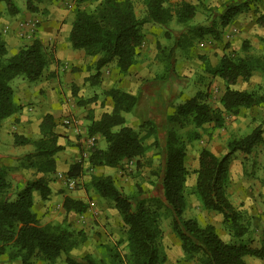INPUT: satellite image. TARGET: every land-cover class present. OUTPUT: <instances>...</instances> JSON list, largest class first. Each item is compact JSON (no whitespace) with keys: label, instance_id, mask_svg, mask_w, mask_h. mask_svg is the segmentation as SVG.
<instances>
[{"label":"trees","instance_id":"trees-1","mask_svg":"<svg viewBox=\"0 0 264 264\" xmlns=\"http://www.w3.org/2000/svg\"><path fill=\"white\" fill-rule=\"evenodd\" d=\"M78 4L91 3L90 8L78 7L70 23L68 45L81 49L87 56L96 57V72L87 80L98 82L100 70L115 62L121 75L142 61L140 52L145 41L142 30L146 22L156 23L164 29L171 45L158 43V59L166 72L174 69L176 50L188 51L197 40L210 35L222 38L223 29L239 15L251 8L253 0H228L223 10L207 23H193L197 4L181 0L172 4L170 0H145L146 15L139 18L132 0H76ZM29 8L37 10L28 0ZM9 14H15L19 7L15 0H0ZM0 7V17L2 16ZM179 26L172 34L170 25ZM256 24L264 28V12L256 18ZM264 46V33L260 36ZM243 48L248 49L247 41ZM43 42L35 38L12 53L10 44L0 33V125L16 115L20 105L15 100L11 82L22 78L37 82L49 64L54 60ZM204 58V57H201ZM206 71L222 79L225 89L220 97V106L213 107L207 91L199 90L193 96L178 102L167 111L163 123V141L159 126L153 118L143 120L144 133L126 124L125 113L136 110L140 97L118 86L107 90L113 101L110 112H104L98 119L91 118L89 136L99 134L106 141V147L96 144L90 148L89 156L72 162L66 175L76 181V188L82 176L91 173L84 182L87 191L92 190L111 203L120 214L126 228L125 245L121 249L116 243H103L100 256L87 253L75 256L71 252L87 239L83 230H76L64 220L57 223H43L34 210V192L45 201L52 196L48 174L57 170L55 155L64 147L60 134L55 131L56 121L46 113L39 125L40 136L36 139L15 133V144H32L33 150L17 159L14 165H0V256L19 260L21 264H34L40 260L45 264H165L166 254L160 245L162 238L161 218L170 213L171 228L179 239L183 257L196 259L198 264H249L246 256L264 259V227L258 246H250L242 237L249 229L245 211L236 206L229 192L230 164L236 152L249 154L264 141L261 124L242 135H231L222 154H215L202 146L198 154V165L192 171L186 165L189 147L202 138L203 133L211 135L212 129L223 128L226 116L240 115L244 109L264 105V50L242 56L224 54L215 65ZM255 72L262 74L257 91L234 88L239 80L249 81ZM153 137L151 142L147 139ZM158 150L163 156L159 177L163 197L139 198L143 190L138 186L135 192L127 193L119 187L111 174H94L97 167H117L125 160L135 161L137 169L152 166L148 153ZM22 169L33 170L37 176L27 179L24 186L13 191L9 175ZM195 174L191 188L188 179ZM193 194L200 205L207 210L220 213L228 227L233 241L224 240L212 224H202L196 217H186L185 210L189 195ZM63 207L67 212L84 213L88 204L70 195L64 196Z\"/></svg>","mask_w":264,"mask_h":264},{"label":"rangeland","instance_id":"rangeland-1","mask_svg":"<svg viewBox=\"0 0 264 264\" xmlns=\"http://www.w3.org/2000/svg\"><path fill=\"white\" fill-rule=\"evenodd\" d=\"M15 1L19 7V11L15 14H9L6 6L4 4L0 5L3 10L2 18H0V33L5 39L9 32H12L14 36H20L21 39L28 42H32L36 38L38 31L36 34L30 33L27 27L21 31L19 24L35 23L39 30L45 22L51 20L53 22H60V30L58 29L57 32L61 36L66 32L63 30V27L65 28V25L73 18L76 9L78 7L90 8L91 6V3L78 4L76 0H30L37 9L32 11L29 8L28 0ZM132 1L137 16L143 18L146 15L145 0ZM170 1L172 4H177L181 0ZM187 1L197 4V12L192 22L207 23L223 10V6L228 0ZM262 12H264V0H253L251 8L248 11L239 15L232 23L224 27L220 40L213 39L210 35H207L197 40L188 51L178 48L175 55L174 69L171 72L164 70L163 64L159 61L157 54L158 43L171 45L174 39L173 37L172 39L167 38L164 34V29L158 24L146 22L142 27L145 34V41L140 49V52L141 50L143 51L141 52L142 61L135 65L131 75H122L121 78L118 76L113 83V87L120 84V82L125 83L126 87L122 89L129 90L140 97L136 110L132 113H125L126 124L144 133L141 128L143 120L153 118L159 126V135L161 141H163L165 115L178 102L193 96L199 90H203L208 92L210 104L215 108L219 107L220 97L225 89L224 82L219 77L211 76L206 69L209 65H215L224 54L242 56L247 54V52L255 54L263 52L264 46L260 41V36L264 32V28L256 24V18ZM5 27L9 28L7 33L3 31ZM179 29V26L175 23L170 25L172 34H177ZM30 36H33V39H30ZM244 41H247V50L243 48ZM44 45H46L49 51L52 49L50 41ZM10 47L11 49L14 48L15 44H11ZM83 53L81 52L76 57L82 63L64 62L60 65L62 69H59V72H62L64 75L69 72L70 77L72 73L83 72L84 74H88L87 78H91V75L96 72V57L87 56ZM94 59L95 61H93ZM106 68L111 69L112 74L116 73L115 62L109 63L105 66ZM111 79L103 82L104 78L100 76L97 83L89 86L77 84L75 80H72L73 82L71 83L70 78L65 79L64 81L67 86L61 95L60 106L64 107L67 104L72 105L71 107H77L82 104V106L86 105L87 107V104H90L93 107L92 109L95 110V105H98L100 102H102V106L105 105L109 95L106 89L101 88V85L103 83L108 85ZM23 80L19 77L13 79L11 82L17 94L26 84ZM90 80L92 81L93 79L91 78ZM261 81L262 74L255 72L249 81L239 80L233 87L257 91ZM82 87L83 90L87 89V95L76 97ZM59 111H62V108H59ZM60 116L63 121L67 118L63 113ZM258 124H261L264 130V105L244 109L240 115L228 114L226 116V125L223 128L212 129L208 126L207 129L211 130V135L203 133L202 138L189 147L186 159L187 167L191 171L197 167L198 154L202 146H206L215 154L220 155L225 150L227 140L231 135H242ZM1 125L0 165H14L17 163L19 157L32 151L33 146L29 143L15 144V133L19 134L21 130L14 129L12 126H6L5 124ZM1 132L3 133L2 135ZM78 136L79 140L84 138L79 145L81 146V155L87 159L88 157L85 154L83 155V153L90 151L91 143L88 141V136H84L81 133ZM152 140L153 137L147 139L148 142ZM97 143L99 141L96 139V145ZM102 143L105 145L104 141ZM148 156L153 160L152 166H144L137 169L135 161L125 160L117 167H103L105 171H99L97 174H111L117 185L127 193L137 191V187L140 186L143 194L139 198H162L163 189L161 180L155 174H152V172H160L163 165V156L158 150L149 152ZM58 171L66 175L67 170L61 165L54 173L48 174V179L54 193L53 196L58 201L55 202L54 207L50 205L47 207L46 212L40 215L41 221L43 223H57L66 220L72 228L83 230L86 233L87 239L71 252L75 256H83L87 253L100 256V246L103 243L111 244L117 242L122 249L125 245L126 236L122 218L111 203L98 196L92 190L87 191L85 189L83 183L88 181L91 173L82 176L79 180V185L76 188H71L66 184V178H58L56 176ZM35 176L37 175L33 170L22 169L17 173L10 174L8 178L12 182L13 191H17L24 186L23 183L27 179L34 178ZM194 181L195 174L192 172L188 179L189 188L193 186ZM72 191H75L76 195L81 193L80 199L88 204L87 210L84 213L67 212L62 206L63 195L61 194L71 193ZM229 192L233 203L245 211L246 220L249 221V229L242 237L243 241L250 246L258 245L261 230L264 227V141L257 145L249 154L243 152H236L234 154L230 164ZM37 205L40 209L43 208L41 207L42 203L37 202ZM81 214L84 217L81 218ZM185 216L196 217L202 224L214 225L217 232L226 241H233L235 239L224 223L223 216L216 211L204 209L193 194L189 195V203L185 210ZM170 221V213L163 214L161 218L162 238L160 245L166 254L165 264H198L196 259L187 260L183 257L180 241L173 233ZM1 256L0 264H15V261L5 257L1 258ZM246 259L251 264H264V259H258L249 255L246 256ZM19 264L21 263L19 262ZM34 264L45 263L35 260ZM56 264H61V262H57Z\"/></svg>","mask_w":264,"mask_h":264},{"label":"crops","instance_id":"crops-1","mask_svg":"<svg viewBox=\"0 0 264 264\" xmlns=\"http://www.w3.org/2000/svg\"><path fill=\"white\" fill-rule=\"evenodd\" d=\"M72 19L73 18H71L70 22L67 25H65V28L63 27V30H65L66 32L64 33V35L61 36L57 32L58 29L60 30L59 28L60 22L54 21L55 22L54 24V22L51 20L45 22L39 28L36 38L40 39L43 42V44L47 43L48 41L51 42L53 54L55 57L54 60L55 63L53 61L49 64V68H47L48 71L46 69L41 79H39L37 82L30 83L26 80H23L24 82H26V84L18 94L15 92V98H16L15 100L17 101V103L20 105L21 108L16 115L9 118L4 123L6 126H12V128L14 129L17 128L21 130L19 134L26 137H30L32 139H36L40 136L39 125L43 118V115L46 113L53 114L56 121L55 131L60 134V143L64 147L61 151H59L55 155L57 168H59V166L62 165L65 167L66 170L68 169L69 165L72 162L79 160L82 156L81 146L79 144L81 141H83L84 138H81L79 140L78 135L80 133L83 134L84 136H88L89 140L93 138L94 143H96V139H97L99 141V143H97L99 147L101 148L106 147V141L99 134H96L93 137L89 136L88 126L91 122L92 117L94 119H98L104 112H110L113 108V101L110 96L107 99L105 105L102 106V102H100L98 105H95L96 106L95 110L92 109L93 108L92 105L87 103H86L87 107L86 105L82 106V104L81 106H77V107H71L72 105H67V104L64 107L60 106L61 95L64 93V89L67 86L66 82L64 81L65 79L70 78L71 83L73 82L72 80H75L77 84L80 83L81 85H85V86L91 85V83L87 80L88 74L86 73L85 74L83 72L72 73L71 74L72 76L70 77L69 72L66 73L65 75L62 72L61 73L59 72V69H62L60 68V65L64 62L82 63L81 61L76 59V57L80 55L81 52L84 51H82L81 49L71 48L68 45L67 36L70 30V26H71L70 23ZM5 39L10 44V46L11 44H15V47L11 49L13 53L16 52L21 45L30 43L26 40L21 39L20 36L19 37L14 36L12 32H9V34L5 37ZM141 52L143 51L141 50ZM93 61H95V59ZM135 65L136 64H134L129 69L128 74L125 75L128 76L131 75L135 68ZM115 71L116 73L112 74L111 69L109 68L105 69V66L100 70V74H101L100 76L104 78L103 82L113 78L110 80V83H108V85L103 83V85H101L102 89L109 90L110 88L113 87V83L115 82L116 78L118 76H120L121 78L122 75L119 73L118 69H116ZM117 86L121 88L126 87L125 83L123 82H120V84H118ZM93 87H95V85H93ZM77 95L78 96L76 97H82L87 95V89L83 90L82 87L81 91H79ZM59 108L60 109L62 108L63 112L59 111ZM61 112L63 113L64 116H67V118L74 119V123L65 125L60 116L62 114ZM2 134L3 133L1 132V135ZM103 141L105 142V145L102 143ZM86 153H88V151H85L83 155ZM92 171L94 174H97V172L99 171L103 172L105 170H103V167H97L92 169ZM53 194L54 193L52 191L51 198L45 201L41 198L39 193H37L36 191L34 192L33 194L34 202H35L34 210L39 217L41 214H44L46 212L47 207H49L50 205L54 207L55 202L58 201L53 196ZM61 195H63V200H64V196L66 195H70L77 199H80V197L82 196L81 193H78V195H76L75 191H72L71 193H63ZM37 202H40V204L42 203L41 206L43 207L42 209L39 208ZM62 206H63V202H62ZM2 257L7 258V256L4 255H2L1 258ZM245 260L248 262L246 257ZM13 261H15V264H19L20 262L19 260H13ZM248 263L251 264V262Z\"/></svg>","mask_w":264,"mask_h":264},{"label":"built area","instance_id":"built-area-1","mask_svg":"<svg viewBox=\"0 0 264 264\" xmlns=\"http://www.w3.org/2000/svg\"><path fill=\"white\" fill-rule=\"evenodd\" d=\"M25 27L28 28V32L33 33V34H36L37 31H38V26H36L35 23H27V24L21 23V24H19V28H20L21 31L24 30ZM3 31H4L5 33H7V32L9 31V28H8V27H5V28L3 29ZM20 34H22V32H20ZM32 37H33V36H30V39H33ZM63 123L66 124V125L72 124V123H74V119H72V118H66V119L63 121ZM90 137H93V136H90ZM88 141L91 143L90 148H91L92 145L96 144V143H94V139H93V138H91L90 140H89V138H88ZM89 152H90V151H89ZM89 152L86 153L85 156L88 157V156H89ZM56 176H57L58 178H66V184H67L69 187H71V188H74V187H75L76 181H75L74 179H70V178H68V177H67L65 174H63L62 172L58 171V172L56 173ZM82 217H84V215L81 214V218H82Z\"/></svg>","mask_w":264,"mask_h":264}]
</instances>
